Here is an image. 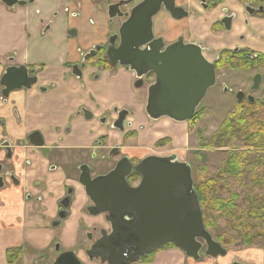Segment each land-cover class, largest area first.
<instances>
[{
    "label": "crops",
    "instance_id": "obj_1",
    "mask_svg": "<svg viewBox=\"0 0 264 264\" xmlns=\"http://www.w3.org/2000/svg\"><path fill=\"white\" fill-rule=\"evenodd\" d=\"M112 1L118 0H77L81 4V8L78 9L79 16L76 19L69 18L68 23H65V25L63 23L64 19L59 16L58 18H61V26L63 27L51 30L46 35L40 34L38 20L43 18L44 22L50 21L53 12H59L61 6L67 5V0H36L30 7L31 10L28 8L24 10H7L0 4V58L12 52H17L18 63L43 65L45 72L41 76L40 83L50 90L46 98L36 96V90H32L26 96L22 94L20 102L11 101L0 107V121L5 124L4 127L0 126V141L5 138L11 143H20L35 130L44 134L51 132L48 123L53 122L54 113L62 108V104H65V101L70 98L72 91L79 89V84L67 74L65 67L67 58L75 60L76 53L74 48L68 51L67 48L71 44L66 39L65 32L61 33V31H66L67 26L72 25L73 22L72 26L79 31L80 28L75 24L77 20L83 18V21L89 25L87 30H93V34L85 46L100 41L101 38H98V36H103L108 32L105 26L104 8L106 7H102L101 4L106 5L107 2ZM175 3L188 13L187 17L176 21L171 20L166 14H161L154 24V35L156 37L160 36L161 30H164V34H166V30H172V37L175 39L177 36H182V34L187 35L186 43L203 44L210 50L205 56L209 62H214L217 55L224 50L248 51L252 54L264 56V17L244 16L242 7L232 0L218 3L211 14L201 10L200 0H175ZM68 7L71 11L75 10L72 4ZM224 8L228 10V13L236 14V21L227 33L216 25V22L223 16L222 10ZM189 12H192V14H189ZM244 18L247 24L243 23ZM59 35L62 38V43L60 42L57 50H54L52 40ZM165 40L166 43L172 42L171 38ZM37 59H41V61H37ZM217 73L219 75L221 73V76L224 77L227 87L233 86L236 90L243 92L249 89L252 78L256 74L252 71L216 70L217 79ZM258 73L261 76L258 88V92L261 91L259 99H264V70ZM92 74L93 71L91 70L85 72L83 78L84 88L87 96L94 97L93 105L98 104L100 112L112 107L130 111L126 123L131 122L132 126L129 129L127 128L124 133L128 135L131 132L132 135L127 136L128 141L121 143L123 135L118 132L111 133V140L114 144L118 143L121 150L127 153L130 158L139 160L148 155H155L152 150L171 148L176 141L179 143L180 148L185 146L187 135L184 125L187 122L174 124L166 118L150 120L145 113V102L140 94L133 90L132 74L121 68L112 72H97L99 76L95 82L91 79ZM238 75L242 79H239ZM69 83L72 84L71 88L73 90H70ZM19 95L17 93L14 97L19 100ZM12 99L14 98L12 97ZM39 102H44L42 107L38 104ZM164 124L180 128L174 129L169 133L170 135H165L164 132L161 133ZM182 126L184 130L181 128ZM78 137L79 134L76 135V140L79 141ZM94 137L91 136L90 138ZM160 144L164 146H160ZM79 145V142L70 143L68 138L64 146ZM108 145L110 146V143ZM83 146H85V143H83ZM176 149L169 150L170 152L167 154L163 152L162 155H172L171 153L177 151ZM35 177H37L36 173L31 170L24 178L31 182ZM26 192L27 189L24 191L10 186L0 189V264H13L8 259V253L16 250L21 253L20 264H53L61 255L58 252L55 253L56 255H47L48 253L51 254V246L54 244L61 246L59 251L63 254L69 251L76 253L80 263L100 264L96 260L90 261L78 247L80 242L79 222L88 225L93 221L87 217L86 213L74 212L73 215L80 217L78 222L68 218L58 227H52L57 211L54 203L60 199L61 194L55 193L49 199L48 191L42 193V196L46 199L42 205L35 201V191H31L30 198L27 197ZM80 244L86 245L84 241H81ZM156 253L150 263L139 262L137 264H185V259L181 255L178 256L175 249L156 251Z\"/></svg>",
    "mask_w": 264,
    "mask_h": 264
},
{
    "label": "water",
    "instance_id": "obj_2",
    "mask_svg": "<svg viewBox=\"0 0 264 264\" xmlns=\"http://www.w3.org/2000/svg\"><path fill=\"white\" fill-rule=\"evenodd\" d=\"M133 1L127 0L119 5L128 6ZM15 3L16 0L5 1L7 6ZM18 5L25 3L18 2ZM108 10L109 17L116 16L111 12L112 8ZM161 10L174 20L187 16L183 8L175 5V0H141L123 15L126 20L120 27L118 38L113 37L118 39V46L109 47L107 57L112 65L118 64L133 71L137 78L147 72L154 73L155 80L148 91L145 107L150 120L166 118L174 123H185L194 117L208 90L215 87L216 71L214 63L204 57L201 45L184 43L181 38L165 46L162 39L154 38L152 20ZM252 11L245 8L248 15ZM114 12L120 17L118 9ZM229 26L225 24V31H229ZM24 72L25 68L21 67L19 71L5 73L0 83L6 88L3 91L5 96L34 83ZM260 80L261 76L257 74L252 90L258 89ZM134 87L139 88L140 84ZM242 97L243 94L238 93L236 101ZM247 100L249 103L255 101L252 96ZM30 142L34 147H41V141L30 139ZM127 164L124 159L109 174L94 180H90L87 173L80 176L85 195L92 203L89 213L93 216L107 214L106 221L110 226V232L101 231V237L86 251L90 261L137 264L141 258L167 244L194 262L199 261L201 251L211 258L226 256V250L204 228L191 168L187 163L178 162L173 156H148L134 168L140 176L135 188L129 187L124 180L130 173ZM54 264L81 263L73 253H64Z\"/></svg>",
    "mask_w": 264,
    "mask_h": 264
},
{
    "label": "flooded vegetation",
    "instance_id": "obj_3",
    "mask_svg": "<svg viewBox=\"0 0 264 264\" xmlns=\"http://www.w3.org/2000/svg\"><path fill=\"white\" fill-rule=\"evenodd\" d=\"M5 1L8 0H0V4L7 10H24L27 8L31 10L30 7H32V4H34L36 0H16V3L12 6H7L5 4ZM125 1L127 0L107 2V4L105 5L106 8L104 9L106 15L105 26L108 29V32L103 36H98V38H101V40L88 45L83 52L77 51L75 60H70L67 58L65 64L67 74H69V76H71V78L79 84V89L72 91V93H70V98L65 101V104H62V108H60L57 113H54L55 118L53 119V122L48 123L51 132L44 134L41 131L35 130L28 134L25 140L20 143H11L5 138L0 141V189H5L7 186H10L14 189H22L24 191H26L27 189L26 194L28 198H30L31 191H35L36 197L34 199L37 203H40L42 205L46 200L42 196V193L46 191L49 192L52 189H54L55 193H60V199H58V201L54 203L57 211L55 214V220L53 221V224L51 226L55 228L58 227L63 221L70 218L71 204L79 202L80 207L78 208V212H80L81 214L86 213L87 217L93 220L88 225H83V222H79L80 242L84 241L86 245H82L79 242L78 247L85 256L86 251L89 250L90 246L101 237V231H106L107 233L110 232V226L106 221L107 214H98L93 216L89 213V208L92 207V203L85 195V187L81 185L80 176L87 173L90 180L105 176L113 171L122 160L126 159L128 161L127 165H129L128 170H130V173L125 176L124 180L129 187L135 188L140 182V176L134 172V168L138 164H140V162L144 158H146V156L142 157L139 160L130 158L127 153H124L121 150V146H119L118 143L114 144L113 140L109 141L107 137H99L102 130H99L98 128V121L100 118H104L102 120V124H106V129L104 130H107L109 133L118 132L119 134L123 135L121 143H126L129 139L127 136L132 135L131 132L128 133V135L124 134L125 131H127V128L129 129L132 126L131 122L126 123L130 111L128 109H119L117 107H112L111 109L100 112L99 105H93L94 97L86 95L87 93L85 91L83 83L84 74L88 70L93 71L91 79L95 82L98 80L99 76L97 72H112L118 68H121L124 71L132 74L133 90L140 94L141 98L145 102L146 107L149 93L148 91L152 87L155 80L154 73L147 72L145 75L137 78L136 74L133 71L121 67L118 64L112 65L109 62V58L107 57L108 48L111 46L117 48L118 46V39L114 40L113 37L116 36L118 38L120 27L126 20L123 15L129 13L130 9L133 6L137 5L141 0H134L132 4L128 6L119 5L120 3H123ZM225 1L226 0H221L220 2H217L216 0H200V8L202 11L211 14L218 3H225ZM232 1L236 2L239 6L242 7L244 16L264 17V0ZM18 2L25 3V5L19 6ZM66 4V6H61L59 8V12H53L52 19L50 21L44 22L43 18L38 20L41 35H46L52 30L53 20H56L59 16L64 19V25L65 23H68L69 18L76 19L79 16L78 9L81 8V4L77 2V0H67ZM70 4L74 6V11H71V9L68 7L70 6ZM109 7L112 8L111 12L116 15L115 17L108 16ZM245 8H250L254 11H252L253 13L251 15H248L245 12ZM259 8H262V10H259ZM116 9H118L120 17L114 12V10ZM227 11L228 10L224 8L222 10L223 16L216 22V25L220 26L222 31H224L225 33L229 32L225 31V24H229V30H231L232 24L236 21V14L228 13ZM161 14H166L171 20H174L168 13L161 10L158 15L155 16L152 20V34L154 38L159 37L160 39H162V42L165 46L171 45L182 36H177V40L175 39V41L166 43L164 35L162 34L163 31L160 32V36L158 37L154 35V24L158 16H160ZM189 14H192V12H189ZM231 16L234 17L231 21L228 22L227 18ZM243 23L247 24L245 18L243 20ZM172 32V30H166L168 39L171 38ZM77 34L78 32L76 29L75 31H67V40H72ZM110 41L113 42L112 45L110 44ZM183 42L186 43L184 39ZM201 48L203 49V54L205 57L206 54L210 52V50H208V48L203 44H201ZM230 52H233L235 54L240 51L233 50ZM219 54L215 58L213 62L214 64L217 63ZM253 55L254 54H252V56ZM17 56V52H12L0 58V83L2 77L7 71H19L21 67L25 68V76L28 79L34 80V83L31 84L29 88L22 87L20 89L10 91L6 96L3 94V91L6 88L1 87L0 84V107L8 104L11 101L20 102L22 100L21 95L24 94L26 96V94H28L32 90H36L37 94L35 95L40 96L41 98H46L49 95L48 91L50 92V90L40 83L41 76H43V73L45 72V68L43 67V65L37 66L20 64L18 63ZM258 72H256V74L252 78V84L249 89H247L248 93H246L245 91L241 92L243 94V97L239 102L236 101V96L240 92L236 94L235 105L241 104L243 102H248L247 97L251 96L250 94H252V92H255L256 90L258 91V89L252 90L253 79L257 74H259ZM138 83L140 84V87L135 88L134 86ZM69 84L70 90H73L71 88L72 84ZM7 86H9V84H7ZM38 87L42 88L38 90ZM220 89L221 91H224V83L220 85ZM39 91H41V93H39ZM17 93L20 94L19 100L17 97H14ZM12 97L14 99H12ZM253 98L255 101L263 100L259 98L256 99L255 97ZM43 103L44 102H39L38 104L40 105V107H42ZM122 118H124L123 121L119 123ZM73 120H76V126L74 124V127H72ZM4 125V122L0 121V126L4 127ZM66 127L67 130L65 131ZM77 134H79V141L76 140ZM91 136L95 137L91 139ZM68 138L70 140V143L79 142L80 145L70 147L64 146L67 143ZM83 138H85L86 140L83 141ZM30 139L33 142L41 141V147H34L30 142ZM83 143H85V146H83ZM108 143H110V146L108 145ZM171 154L173 157L174 155L178 156V153L176 151H173ZM160 155L163 156L162 153H160ZM58 167H61L62 170H60ZM31 170L36 173L37 177L31 180V182H28L24 177L28 172H31ZM128 170L126 169L125 171L128 172ZM48 171H56L58 173L53 178H51L52 175L48 177L44 176L43 173H47ZM48 192L47 194L49 196V199H51L52 195ZM55 250V253L59 252V250H61V246L57 245L55 247ZM50 251L53 252L52 249ZM64 253H73L76 257V253L74 252L69 251ZM140 263L143 262H141L140 260Z\"/></svg>",
    "mask_w": 264,
    "mask_h": 264
},
{
    "label": "trees",
    "instance_id": "obj_4",
    "mask_svg": "<svg viewBox=\"0 0 264 264\" xmlns=\"http://www.w3.org/2000/svg\"><path fill=\"white\" fill-rule=\"evenodd\" d=\"M214 67L216 70L226 68L225 70L230 71L258 72L264 70V56L260 54L252 56L248 51L235 54L222 51ZM160 146L164 145L160 144ZM211 147L229 148L230 151L220 174L214 181L201 186L193 182L205 230L209 233L208 230H213L215 223L223 219L236 231L240 244L264 250V224L256 223L264 220V161L261 157L264 156V102L257 100L253 103L236 104L235 111L221 124ZM247 155L253 156L255 160L248 162V165L243 161ZM258 157H261L260 160H257ZM248 177L253 189L263 191L262 195L253 197V189L244 187V179ZM230 182L235 185L229 184ZM238 188H242L248 195L246 210H242L232 199L231 195H234ZM222 192H225L228 198L227 196L223 198ZM215 241L221 247V242H225L221 236ZM10 255L14 258H10ZM148 257H143L141 262H148L146 259ZM8 259L10 263L20 264V251H9Z\"/></svg>",
    "mask_w": 264,
    "mask_h": 264
},
{
    "label": "rangeland",
    "instance_id": "obj_5",
    "mask_svg": "<svg viewBox=\"0 0 264 264\" xmlns=\"http://www.w3.org/2000/svg\"><path fill=\"white\" fill-rule=\"evenodd\" d=\"M102 7H105V4H101ZM33 11V10H32ZM93 19V18H91ZM160 19H162L160 17ZM61 18H57L53 22L52 30H57L58 27L61 29L63 26H61ZM158 21V20H157ZM74 24V22H73ZM72 24V25H73ZM71 24L67 26L66 31L62 30V32H65V37L67 31H75V28ZM77 27H79V31L77 30L78 34L70 40V46L67 48L68 51L72 48H74V52L77 51L83 52L87 46L86 43L91 38L93 34V30H87L88 24H86L85 21H83V18L80 20H77L76 24ZM163 35L165 39H168L167 34ZM169 33V32H168ZM182 37L184 40H187L188 36L182 34ZM182 37L178 38L181 39ZM66 39H68L66 37ZM172 41H175V38L171 36ZM177 40V39H176ZM54 44V50H57V46L59 43H62V38L59 36H56L52 40ZM96 45V44H95ZM37 61H41V59H37ZM217 81L215 87L210 89L207 93L205 98L200 103L198 109L196 110V116L193 121H189L184 125V128H186V144L184 147L180 148L179 143L176 141L172 147H168L164 150H152L153 154L159 155L160 153L166 154L170 152L171 149H176L177 151V158L180 161H185L191 168V176L193 179V182L195 185H203L207 182H212L216 179V177L220 174V170L224 166V161L227 157L228 152L230 151L229 148H212V140L214 139L216 133L218 132L219 128L221 127V124L224 122V120L235 111V96L238 92H242L241 90H236L233 86L227 87L226 82L224 81V77L221 76V73H217ZM239 79H242L240 75H238ZM224 83V91L220 90V85ZM42 87H38V90ZM226 90V92H225ZM246 93H248V90H245ZM261 91H255L250 94L251 96L258 99L260 97ZM41 93V91H39ZM104 118H100L98 121V128L101 131V134L99 137H107L109 141H111V133H109L106 129V124H102V120ZM168 121V120H167ZM170 121V120H169ZM168 121V122H169ZM172 122V121H171ZM76 123V120H73L72 127H74V124ZM94 123V122H92ZM173 123V122H172ZM175 124V123H174ZM76 126V124H75ZM180 128V127H172L170 125L164 124V129L161 130V133L164 132L165 135H170L169 133L172 132L174 129ZM183 128V126L181 127ZM183 128V130H184ZM74 129V128H73ZM67 130V127L65 128V131ZM172 138V136H171ZM86 139L83 138V141ZM165 154V155H166ZM264 161V156H261ZM261 157H258L257 160H260ZM205 161V163H204ZM243 161L246 162V165H248V162L255 161L253 156L247 155ZM204 164V165H203ZM245 165V166H246ZM60 170H62L61 167H58ZM58 172H50L43 173L44 176H51V178L55 177ZM244 187L251 188L252 182L250 178L244 179ZM222 183V182H220ZM232 185H235V183H229ZM49 193L54 196L55 192L54 189L50 190ZM223 198L224 196L228 195L225 192L221 193ZM263 194V191H259L258 189H253V197H257ZM232 199L234 200V203L239 206L242 210H246V198L247 193L242 189L238 188L237 191H235L234 195H231ZM235 197V199H234ZM48 202H50L48 200ZM80 207V203H72L70 207V220H73L74 222H78V219L80 218L78 215H73L74 212H78V208ZM215 215V214H214ZM257 224H264V220L257 221ZM215 228L213 230H208L209 234L212 236L214 240H217V237L221 236L225 242H221L222 247L224 250H226V257H217V258H211L209 256H206L204 251L200 252V259L197 262H194L188 258L179 250H177L173 245H165L162 248L158 249V251H164L166 249H175L178 252V256H182V258L185 259V264H231L232 262H239L241 264H264V250H261L257 247H246L240 244L237 233L234 229H232L230 226H228L223 219H219L215 223ZM215 237V238H214ZM225 238V239H224ZM57 244H54L51 246V254L48 253L47 255H53L55 254L54 251ZM58 254H61L59 251ZM157 254L156 252H153L150 255H147L145 257L148 262L150 263L154 255ZM56 255V254H55ZM14 258L13 255H10V258ZM51 260V259H50ZM48 260V261H50ZM81 264H84L83 262Z\"/></svg>",
    "mask_w": 264,
    "mask_h": 264
},
{
    "label": "bare ground",
    "instance_id": "obj_6",
    "mask_svg": "<svg viewBox=\"0 0 264 264\" xmlns=\"http://www.w3.org/2000/svg\"><path fill=\"white\" fill-rule=\"evenodd\" d=\"M226 69V68H225ZM222 71H224V70H222ZM204 163H205V161H204ZM204 165V164H203ZM215 238V237H214ZM225 239V238H224Z\"/></svg>",
    "mask_w": 264,
    "mask_h": 264
}]
</instances>
